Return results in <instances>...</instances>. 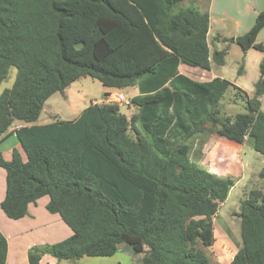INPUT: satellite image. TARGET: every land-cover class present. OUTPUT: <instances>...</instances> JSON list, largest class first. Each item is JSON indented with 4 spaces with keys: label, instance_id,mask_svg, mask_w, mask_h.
Masks as SVG:
<instances>
[{
    "label": "trees",
    "instance_id": "obj_1",
    "mask_svg": "<svg viewBox=\"0 0 264 264\" xmlns=\"http://www.w3.org/2000/svg\"><path fill=\"white\" fill-rule=\"evenodd\" d=\"M184 0H0V135L15 120L37 119L46 99L80 77L107 88L136 86L135 111L90 103L72 120L57 119L15 130L26 158L0 153L5 192L0 208L11 219L48 196L72 234L29 251L58 260L112 256L120 242L141 254L140 264H217L211 250L213 217L234 185L201 163L212 133L249 142L264 154V56L247 112L220 117L225 78L196 81L180 63L209 68L224 63L225 49L210 52L209 15ZM264 26V10L232 39L245 52ZM239 72V70H238ZM247 96V94L245 93ZM264 178V168L260 172ZM240 246L231 264H264V189L240 201ZM7 240L0 231V264Z\"/></svg>",
    "mask_w": 264,
    "mask_h": 264
},
{
    "label": "crops",
    "instance_id": "obj_2",
    "mask_svg": "<svg viewBox=\"0 0 264 264\" xmlns=\"http://www.w3.org/2000/svg\"><path fill=\"white\" fill-rule=\"evenodd\" d=\"M182 4L186 5L184 2ZM201 4L203 5L201 11H207L209 15L207 42L210 52L214 49L218 50L213 40H219L223 37L225 32L224 25L231 26V41L234 42L232 39L247 32L253 25L256 15L264 10V0H206L204 4ZM212 33H214V38L210 37ZM256 42L262 44L264 48V26L258 32ZM224 63L219 66H223ZM217 66L211 63L209 68H200L180 63L178 71L196 81H209L215 77L225 78L223 74L214 71ZM243 75H246L245 68L240 69L239 72L237 71L236 77H242ZM131 88L134 90L131 96L136 95L138 93L137 87L133 86ZM24 125V123L12 125L0 135V142L11 136L15 138L16 141L13 142L12 146L20 150L23 159L26 158V155L16 138L15 130ZM11 129L14 131L11 132ZM242 144L224 136L210 135L205 138L201 163L206 166L205 162H208V167H206L218 175L225 176L229 174L240 178L242 174L237 173L238 171L233 162H237L236 153H240ZM11 151L4 154V158L9 159ZM228 158L231 159L229 160L230 164L224 163ZM4 192V173L3 175L0 173V202L4 197ZM48 199V196H42L35 203H30L27 208V214L19 219L7 217L0 208V231L7 240L5 264H29L28 254L32 248H41L47 244L56 243L72 234L71 229L58 214L51 213L46 209ZM236 213L234 216L239 219ZM213 234L214 242L211 247L213 261L217 264H231L233 255L240 246V241L230 228V225L221 219L218 211L213 217ZM119 250L124 255H133L135 253L132 247L125 242H120L117 245L115 253L119 252ZM137 254L140 253H135L133 256H137L136 260L140 264L141 254ZM59 261L61 260L46 253L41 256L39 264H60Z\"/></svg>",
    "mask_w": 264,
    "mask_h": 264
},
{
    "label": "rangeland",
    "instance_id": "obj_3",
    "mask_svg": "<svg viewBox=\"0 0 264 264\" xmlns=\"http://www.w3.org/2000/svg\"><path fill=\"white\" fill-rule=\"evenodd\" d=\"M205 1L186 0L183 2L184 4H196L202 10L203 5L201 3L204 4ZM223 28H225L223 37L219 40L214 39L213 43L218 50L225 49V63L223 66L218 65L214 68V71L223 74L227 80L239 86L247 94L246 96L245 93L239 92L235 87L229 86L219 99L217 107L220 111V117L233 118L238 113L247 112L246 99L254 96V83L259 77V62L263 58L264 53L263 50L254 47L244 52L237 43L231 41V26L224 25ZM210 37L214 38V33ZM242 68H245L246 75L237 78V71ZM16 72L17 69L14 66L9 68L7 76L0 83V93L5 88L11 87ZM108 91L113 92L117 91V89L107 88L98 80L89 76L80 77L68 85L63 92H55L50 95L44 102V106L35 121L25 123L21 120H15L12 125H18L19 123L40 125L54 122L57 119L72 120L90 103L103 102L105 100L104 94ZM119 91L130 98V100L131 95L134 93L131 87ZM259 100L260 107L264 112V95L260 96ZM119 108L127 116H130L135 111V107L131 103L128 106L119 105ZM13 131L11 129V132ZM211 135H215V133ZM15 141L12 136L2 140L0 142V153L3 156L8 152L10 153ZM236 154L238 160L236 163L233 162V165L236 167L237 173L242 175L240 178L232 175L235 179L234 185L229 190L226 200L220 205L218 214L224 222L230 225V228L240 241V221L234 214L239 211L240 201L248 196L250 190L264 189V178L260 176V172L264 168V154L253 149L249 142H244L240 153ZM229 160L231 159L228 158L224 163L230 164ZM205 164L207 166L208 162H205ZM0 173L2 175L4 173L1 168ZM133 255L121 254L119 250L112 256H83L79 259L61 260L59 262L60 264H139L136 260L137 256Z\"/></svg>",
    "mask_w": 264,
    "mask_h": 264
},
{
    "label": "built area",
    "instance_id": "obj_4",
    "mask_svg": "<svg viewBox=\"0 0 264 264\" xmlns=\"http://www.w3.org/2000/svg\"><path fill=\"white\" fill-rule=\"evenodd\" d=\"M106 95V96H105ZM105 100L103 102L105 103H114L123 106H128L131 103L130 98L125 96L122 92L119 90L117 91H108L104 94Z\"/></svg>",
    "mask_w": 264,
    "mask_h": 264
}]
</instances>
